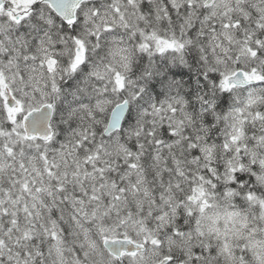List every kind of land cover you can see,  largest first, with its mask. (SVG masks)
<instances>
[{
	"label": "snow or ice",
	"instance_id": "snow-or-ice-1",
	"mask_svg": "<svg viewBox=\"0 0 264 264\" xmlns=\"http://www.w3.org/2000/svg\"><path fill=\"white\" fill-rule=\"evenodd\" d=\"M0 264H264V0H0Z\"/></svg>",
	"mask_w": 264,
	"mask_h": 264
}]
</instances>
